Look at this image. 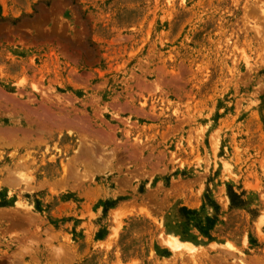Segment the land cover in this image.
Wrapping results in <instances>:
<instances>
[{"label":"rangeland","instance_id":"rangeland-1","mask_svg":"<svg viewBox=\"0 0 264 264\" xmlns=\"http://www.w3.org/2000/svg\"><path fill=\"white\" fill-rule=\"evenodd\" d=\"M0 264H264V0H0Z\"/></svg>","mask_w":264,"mask_h":264}]
</instances>
